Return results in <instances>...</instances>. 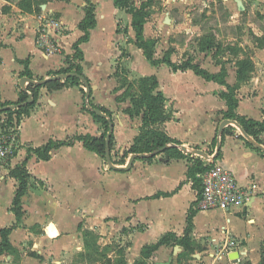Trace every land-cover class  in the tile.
I'll list each match as a JSON object with an SVG mask.
<instances>
[{"label": "crops", "instance_id": "crops-1", "mask_svg": "<svg viewBox=\"0 0 264 264\" xmlns=\"http://www.w3.org/2000/svg\"><path fill=\"white\" fill-rule=\"evenodd\" d=\"M21 1L0 0L1 101H18L20 91L30 83L25 87L20 84L27 77L26 69L33 73L31 82L37 83L69 69L73 62H80L90 84V95L86 90L85 94L82 92L84 84L59 90L41 87L35 107L20 124L9 128L17 136L16 154L0 164V230L16 222L11 209L19 182L10 171L25 163L30 173L28 191L22 197L24 216L10 235L11 244L19 248L31 240L32 251L52 250L50 255L54 254L56 259L64 253L63 260L57 262L69 264L65 257L81 249V223L101 234L121 228L131 237L125 249L126 264H134L141 261L145 245L155 244L167 234L181 239L188 228L193 252L201 251L196 256H212L216 251L218 259L223 247L229 245L232 249L237 247L234 253L238 257H256L264 242V150L252 144L234 124L229 125L233 134L221 140L219 126L227 119L223 112L228 109L221 94L228 87L191 69L175 71L165 63L151 64L135 44L132 14L114 0H92L96 4V26L90 30L89 40L79 45L84 55L81 61L74 58V44L84 34L79 23L85 18V0H34L32 10L21 6ZM260 1L264 8V0ZM220 6L230 15L227 26L237 29L239 16L231 10L230 3L223 1ZM49 20L57 21L65 31L57 34L49 29L59 51L46 54L37 37ZM195 25L204 27L200 20H195ZM258 30L253 33L264 38V24ZM145 38L148 39L146 35ZM227 44L239 47L241 53L227 51L222 56L214 47L201 50L200 61L193 60L211 73L218 74L224 68L227 84L238 85L236 113L264 121V47L259 46L258 40L239 41L234 36ZM250 48L254 52L245 54ZM168 50L172 51V61L181 63L175 60V51L168 47L165 52ZM247 56L255 69L248 81L239 83L237 61ZM147 77L156 78L155 92L163 93L164 112L170 116L163 124L149 128L162 129L180 141L179 147H186L185 157L167 162L163 151L151 162L136 158L128 171L114 170L106 159L85 148L78 139L83 135L101 136L105 130L91 113L90 101L111 112L112 120L102 116L113 122L115 145L111 157L115 164L125 166L137 154L129 152V148L143 130L145 107L136 110L134 99L139 96L140 79ZM201 105L204 109H200ZM4 116L1 114V118ZM215 137L218 143L213 145ZM68 138L74 144L53 149L49 160H41L35 153L29 156V148ZM260 138L264 141V131ZM196 148L208 154L219 151L217 160L232 171L242 187L250 188L252 197L243 208L196 210L189 227L188 215L198 198V190L189 177ZM169 248L179 253L185 251L171 240L155 251L154 263L167 264ZM28 259L36 261L33 257ZM151 262L152 259H145L140 264Z\"/></svg>", "mask_w": 264, "mask_h": 264}, {"label": "trees", "instance_id": "trees-1", "mask_svg": "<svg viewBox=\"0 0 264 264\" xmlns=\"http://www.w3.org/2000/svg\"><path fill=\"white\" fill-rule=\"evenodd\" d=\"M115 4L130 14H132V27L135 31L136 41L135 44L143 50V54L153 65H159L161 63H165L169 65L175 71H186L188 69L193 70L197 75L204 77L207 80H214L221 84H225L228 87L227 91L222 92L221 97L226 101L228 109L223 112L224 117L227 119L236 120L243 128V130L251 137L255 139L258 143L264 144V141L260 138V134L264 131V121L255 120L253 118H247L241 116L236 113L235 109L237 108L238 98L236 86H230L225 81L226 71L223 68L222 71L218 74L211 73L207 69L201 67L197 63L194 62L192 58H187L181 63L173 62L171 59V50L165 52L163 58L157 59L155 58L154 45L155 42L151 39H146L144 30L145 24L147 22V9L155 0H144L139 6H135L133 4V0H114ZM36 2L34 0H22L20 2L21 6L25 8H29L32 10V4ZM86 6L85 10V18L79 23V28L84 32L83 36L79 39L77 43L74 44L75 54L74 58L79 61L84 59L83 52L80 49V44L82 42H86L89 40L90 30L96 26V4L92 2V0H85ZM218 3L223 5V0H218ZM219 4V5H220ZM221 7V6H220ZM259 41V46L264 47V38H257ZM207 43L209 46L206 49H210L212 40L208 39ZM240 48L237 46L230 47L231 53L234 55L239 54ZM238 66V79L239 83L248 81L253 72H254V63L250 56H247L243 59L237 61ZM68 72H77L78 74H83V69L80 62H73L69 69L61 70L58 73H68ZM24 75L28 78L33 79V73L26 69ZM88 80V79H87ZM70 85H82L83 83L80 81L78 77H69L66 80H53L48 79L43 84H37L35 82H30L27 86L26 90L20 91V97L17 102H2L0 99V115L3 113V118L0 116V121L2 120L0 127L5 132L9 130V128H14L16 124H20L23 117L28 115L33 107L37 104L39 98V92L41 87H46L49 90H59L64 89ZM158 82L155 77H147L140 79L139 85V96L134 99V106L136 110H140L145 107L144 115H143V130L141 133L135 138L134 144L129 148V152L131 153H146L150 154L155 152L156 150L167 146L164 150L166 155V161L169 162L172 159L183 158L185 157V152L179 147L181 142L172 139L169 137L162 129H150V126H157L163 124L165 121L170 119L169 115H166L164 112L165 105V97L161 91H156ZM82 92L85 94L84 87L81 88ZM29 91V92H28ZM32 96L33 101L27 102L28 99ZM15 105V108H6L5 107ZM90 106L95 109L99 108L104 113L107 114L109 119L112 120V115L109 110L105 107L97 106L93 102L90 101ZM93 116L98 119L104 125V132L101 136H92V135H83L78 137V139L83 142L85 148L97 153L99 156L105 159L106 153V135L109 128V119L106 117H102L95 112L91 111ZM233 134L232 126H228L224 129L223 133L220 135L221 140L223 141L226 135ZM218 135V134H217ZM248 142V141H247ZM218 143L217 137L213 139V145ZM250 144V142H248ZM74 141L70 138L67 140L53 141L50 140L47 144L36 147L29 148V156L32 153H35L39 159L41 160H49L51 158V151L53 149L60 148L62 146L73 145ZM115 145V137L112 134L110 139V150L114 148ZM14 154H16V150H14ZM217 158L219 156V151L217 152ZM155 155H148L140 158V160H144L147 162H151ZM195 164L189 168V177L193 179L195 187L198 190V197L201 193V180L199 178V173H201L204 169V161L200 156H195ZM10 174L18 180V186L15 191V195L12 202V211L16 217V222L8 227H4L0 230V256L6 254L10 250L16 249L10 241V235L14 229L19 227L22 217L24 216V210L22 206V197L28 191L29 178L30 173L26 167V164L23 163L18 167L12 169ZM196 203L194 204V206ZM191 208L188 215V223L189 227L192 224L193 216L195 215V211L198 210L196 208ZM173 237L177 243L184 247L185 252L190 253L193 252V247L190 244V233L189 229L185 233V236L181 239L176 238L173 234H167L163 236L157 243L145 245L141 251V261H136L134 264H140L145 259H148L155 253V251L163 244H168L171 242V238Z\"/></svg>", "mask_w": 264, "mask_h": 264}, {"label": "rangeland", "instance_id": "rangeland-1", "mask_svg": "<svg viewBox=\"0 0 264 264\" xmlns=\"http://www.w3.org/2000/svg\"><path fill=\"white\" fill-rule=\"evenodd\" d=\"M142 1L144 0H133V4L139 6ZM223 1L226 4L230 3L231 10L238 14L240 26L237 29L227 26V22L231 20L229 18L230 15L226 9L220 8V5L217 4L218 0H155L147 9L148 17L145 24L146 37L155 42V58L163 56L166 48L171 47L175 51V60L177 62H183L188 57L200 61L203 56V52L200 51L209 46L207 43L208 39L212 40L210 48L217 47L218 54L222 56L226 55L227 51H230L227 43L232 36L239 41L252 39L256 42L258 38L256 36L259 35L254 34L253 31L258 32V29L264 24L262 2L260 0ZM195 20H200L204 27L200 29L198 25H195ZM62 28L65 31L63 26ZM157 41L160 42L158 46ZM215 50L213 49L214 52ZM244 52L251 55L254 51L250 48ZM200 109H204V107L201 105ZM208 113L204 114V116L207 117ZM130 229L126 228V230ZM79 231L81 249H76L65 257L69 264H126L125 249L131 243V237L128 236V233L124 234L121 228H114L107 232L108 234H101L100 230L90 229L81 223ZM170 238L176 241L173 237ZM31 244V240H26L23 246L15 247L16 249L3 254L0 256V264H60L57 260H63L64 253L56 259L54 254L50 255L52 250L36 253L31 250ZM223 248L222 254L220 253L221 257L218 259L216 251L213 254L211 252L212 256L205 253L204 256L200 257L196 255H200L201 251L179 253L180 251H174V248H169L168 253H166L168 261L165 263L264 264V242L256 257L251 259L247 256L238 257V253H234L237 247L232 249L228 245ZM28 256L35 258L36 261H29ZM156 257L157 254L154 253L148 258L152 259L153 262L151 264H157L154 263ZM31 260L34 259L31 258Z\"/></svg>", "mask_w": 264, "mask_h": 264}, {"label": "built area", "instance_id": "built-area-1", "mask_svg": "<svg viewBox=\"0 0 264 264\" xmlns=\"http://www.w3.org/2000/svg\"><path fill=\"white\" fill-rule=\"evenodd\" d=\"M45 23V26L38 31V45L46 54L57 53L59 47L49 33V29L61 34L62 25L52 20ZM16 137V134L9 130L0 132V164L14 155ZM200 157L204 161L205 169L198 175L201 180V193L195 208L229 211L245 207L252 197L250 188L242 187L232 171L220 163L213 152L207 158Z\"/></svg>", "mask_w": 264, "mask_h": 264}, {"label": "water", "instance_id": "water-1", "mask_svg": "<svg viewBox=\"0 0 264 264\" xmlns=\"http://www.w3.org/2000/svg\"><path fill=\"white\" fill-rule=\"evenodd\" d=\"M240 5L242 6V3L240 2ZM69 77H78L80 79V81L84 84L85 86V90H86V94L87 96L90 95V84H89V81L87 80V78L84 76V75H81V74H78L77 72H68V73H60V74H57L55 76H52L50 79H53V80H66L68 79ZM47 79H44V80H39L37 81V84H43L46 82ZM32 79L28 78V77H23L20 81V84L22 87H25V84L27 82H31ZM33 101V98L30 97L28 99V102H32ZM15 106L14 105H10V106H7L5 107L4 109L6 108H14ZM93 112H95L96 114L100 115V116H107L105 113H103L99 108H95L93 109ZM234 124L236 127H238L242 132L243 134L245 135V137L252 143L254 144L256 147L264 150V146L260 143H258L257 141H255L251 136H249L242 128V126L236 121V120H233V119H224L220 126H219V133L222 134L223 131H224V128L226 126H229V125H232ZM113 134V122L112 121H109V128H108V131H107V135H106V153H105V159H106V162L107 164L109 165L110 168L114 169V170H118V171H128L132 168L133 166V162L136 158L140 157H145V156H148V155H156L158 153H161L163 152L167 146H164L158 150H156L155 152L153 153H150V154H146V153H141V154H134L130 157L129 161L127 162V164L125 166H119L117 164H115L112 160V157H111V150H110V139H111V135ZM220 145V144H219ZM186 147L184 146L183 147V150H185ZM193 153L195 155H200V156H203V157H209V154L203 150V149H200V148H196Z\"/></svg>", "mask_w": 264, "mask_h": 264}]
</instances>
